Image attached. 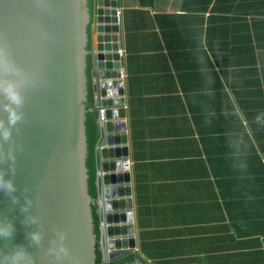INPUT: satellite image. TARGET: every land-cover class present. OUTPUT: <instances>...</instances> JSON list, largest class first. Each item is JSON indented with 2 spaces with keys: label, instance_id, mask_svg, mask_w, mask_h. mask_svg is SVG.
<instances>
[{
  "label": "crops",
  "instance_id": "crops-1",
  "mask_svg": "<svg viewBox=\"0 0 264 264\" xmlns=\"http://www.w3.org/2000/svg\"><path fill=\"white\" fill-rule=\"evenodd\" d=\"M118 2L136 236L121 258L264 264V0ZM91 168L95 197L93 151Z\"/></svg>",
  "mask_w": 264,
  "mask_h": 264
},
{
  "label": "water",
  "instance_id": "water-1",
  "mask_svg": "<svg viewBox=\"0 0 264 264\" xmlns=\"http://www.w3.org/2000/svg\"><path fill=\"white\" fill-rule=\"evenodd\" d=\"M118 6V0H0V48L28 78L21 119L9 140H0V171L12 179L19 202L12 206L0 194V217L13 220V243L38 226L34 264H98L96 244L101 262L110 264L136 248L131 174L123 169L128 133ZM92 110L95 197L88 167ZM58 245L66 252L58 253Z\"/></svg>",
  "mask_w": 264,
  "mask_h": 264
},
{
  "label": "clouds",
  "instance_id": "clouds-1",
  "mask_svg": "<svg viewBox=\"0 0 264 264\" xmlns=\"http://www.w3.org/2000/svg\"><path fill=\"white\" fill-rule=\"evenodd\" d=\"M28 82L27 74L15 63L10 53L0 48V140L8 141L12 128L21 119L20 107L23 103L22 90ZM11 152L7 160L13 161ZM4 162L3 154H0V163ZM16 186L8 174L0 171V194L8 197L9 203L15 206L19 197L15 194ZM21 211L26 208L21 207ZM31 224L36 221L30 220ZM15 226L13 220L8 217H0V264H34L31 248H39L42 240L38 226L25 233V242L13 243ZM58 240H63V234H58ZM58 253H65L62 245H58ZM59 259V255H57Z\"/></svg>",
  "mask_w": 264,
  "mask_h": 264
},
{
  "label": "trees",
  "instance_id": "trees-1",
  "mask_svg": "<svg viewBox=\"0 0 264 264\" xmlns=\"http://www.w3.org/2000/svg\"><path fill=\"white\" fill-rule=\"evenodd\" d=\"M87 130H88V140H89V157H88V167H89V187L91 186V181L93 178V171L91 170V154H92V149H93V145L96 139V134L94 133V125L92 122V117H89L88 114V118H87ZM91 193V191H90ZM96 261L98 264H103L101 262V253L98 249V244H96ZM127 259L126 258H117L116 260L112 261L110 264H126Z\"/></svg>",
  "mask_w": 264,
  "mask_h": 264
},
{
  "label": "built area",
  "instance_id": "built-area-1",
  "mask_svg": "<svg viewBox=\"0 0 264 264\" xmlns=\"http://www.w3.org/2000/svg\"><path fill=\"white\" fill-rule=\"evenodd\" d=\"M120 21H121V10H120V8L118 7V8L116 9V22L119 24ZM118 53H119V55L121 56L122 52H121L120 49L118 50ZM119 73H120V76L123 74L122 69L119 70ZM129 166H130V165H129V162H128L127 160L123 161V169H124V170H129Z\"/></svg>",
  "mask_w": 264,
  "mask_h": 264
}]
</instances>
